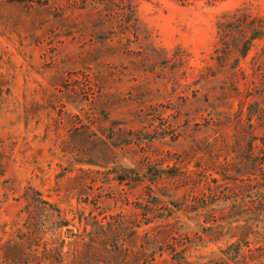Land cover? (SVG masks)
Here are the masks:
<instances>
[{"label": "rangeland", "instance_id": "374dc122", "mask_svg": "<svg viewBox=\"0 0 264 264\" xmlns=\"http://www.w3.org/2000/svg\"><path fill=\"white\" fill-rule=\"evenodd\" d=\"M243 6L0 0V264H264V38L215 58Z\"/></svg>", "mask_w": 264, "mask_h": 264}, {"label": "trees", "instance_id": "16d2710c", "mask_svg": "<svg viewBox=\"0 0 264 264\" xmlns=\"http://www.w3.org/2000/svg\"><path fill=\"white\" fill-rule=\"evenodd\" d=\"M224 17L227 19L217 23L219 40L215 47V58L223 62L227 56H235L233 64L236 66L247 55L255 40L264 38V15L253 17L243 6Z\"/></svg>", "mask_w": 264, "mask_h": 264}]
</instances>
